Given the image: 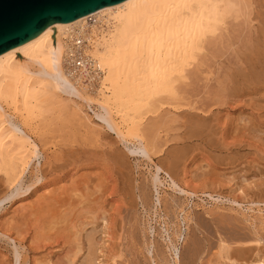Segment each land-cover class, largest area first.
<instances>
[{
    "label": "rangeland",
    "instance_id": "1",
    "mask_svg": "<svg viewBox=\"0 0 264 264\" xmlns=\"http://www.w3.org/2000/svg\"><path fill=\"white\" fill-rule=\"evenodd\" d=\"M253 9L254 10L248 17H239L237 19L229 18L227 20L225 27L220 30L217 38H215L214 45L206 47V52L203 55V59L190 67L186 75V79L183 83L178 85L176 90V99L163 105L155 117L144 122V125L147 126L151 131L150 136L154 138L156 146L160 150L158 155L153 158L151 163L147 162L145 159H142L139 155H131L130 150L132 151L134 149L136 143H134V146L123 143L122 145L121 142L118 141L116 137H114L115 135L104 128L102 124L94 117L93 111H95V109H93V107L88 108L86 105L82 104L81 113L78 115V117H76L73 116V114L68 109L65 110L58 106L57 110L56 105L52 106L50 104L48 106V113L45 116L37 117L33 120L36 137H38L37 140L40 141L38 146L40 147L41 153L39 157L32 160L25 179L23 180V189H25L28 183L30 185L32 182H34V176L38 175L37 169H39V166H41V170H43L44 167V169L48 170L47 163L49 164L54 162L59 166L64 165V161L67 158L66 156L69 158L67 159L68 161L73 160V162H76L77 160V166L73 163L65 166L67 168L61 166L62 171L59 170L57 173L55 172L54 174H47L41 179V181H38L32 186V189L35 187L37 188H35L37 191L35 195L31 194L30 196H26L25 194L28 195L30 192V190H28L25 194L5 201L0 205V230L2 232L4 229L5 231L9 229V232H6L7 235L13 240L16 239L15 245L19 256L21 257V264H34V260L35 262L37 261L40 263L42 262L41 259L46 260L47 258H51L50 264H54V262L58 264L62 257L65 256V252H68L71 248H73V244H63L64 242L61 239H58V237V240L54 238V240H52L53 242L51 241L50 244L48 242L42 243L40 241L41 238L37 240L38 242L32 243L33 239L31 240V237H34V235H30H36L39 232L37 231V228H32V220L34 217L31 219V215L29 214L30 217L28 216L27 218V212H31V210H33L31 207L34 205L32 204L33 202L35 203L37 196L39 197L40 193L44 196L47 194L44 191L42 193V190L45 187V189L49 191L48 189L50 187L52 190L57 185H59V190L61 192L62 189L67 190L73 186H76L77 189H79L77 185L78 181L81 180L85 182V180H87L85 177L87 176L90 178L89 180L93 179L90 181L91 183L94 182L93 186L92 184H87L90 183L88 180L86 181L87 183L79 182L80 185L81 183L83 184L80 187V191L83 192L81 188L84 189V193L82 194L87 195L88 191L98 187V193L94 192L96 190L91 191L93 192V198L90 197L89 200L92 199L91 202H94L96 194L98 196L100 193L101 196H98V198L95 199L96 202H98L100 197L99 200L100 203L102 202V206H96L97 204H95L94 207L96 209L97 207H101L104 212L106 211V213L103 215L105 218L103 223H100L99 221L95 226L91 227L89 225L81 233V236L83 235L80 241V244L82 243V251L77 255L75 259V262L77 263L75 264H80L81 262V264H83L84 258L87 259L88 257V252H86V249L89 248L87 244L89 234H92L90 237L95 235L94 237L96 238H89V240L92 239L94 241L95 246H93L97 250L96 251L91 245L95 251H93V255L95 256H91V258H93L95 261H92L94 264H164L165 262L166 264H172L173 260L176 261V264H243V259L241 260V258L239 260H241L242 263L239 261L236 263L238 259L237 256L240 255L239 250L241 249H243V251L248 249V253L244 251L247 253V255H244V252H242L244 257L247 256L248 258L246 260L247 262H245L246 258H244V264H252V262L254 263L255 260H257L255 258L257 255L260 257L262 256L261 258H264V204L252 202L264 198V83H262L263 81L261 80H257L259 84H255V82L258 83L257 81H249L250 84H246L241 79V75L245 74L246 72V69L244 68L247 67L249 61L257 58L255 52H257L258 47L262 51L261 55L258 56V59H262V55H264V50L261 48L263 38L258 33V31L261 32V29H263V25L255 17V13L258 8L253 7ZM252 18L253 22L251 21ZM256 41H258L259 44ZM245 62L248 63L245 64ZM206 75H208V77ZM232 76L235 78L233 79ZM233 83H238L240 88L236 86L237 84L234 86ZM246 86H249L250 89ZM252 99L256 101L258 99L259 102L262 100L260 103L263 107L260 106L261 104L259 102L258 103L260 105L257 107L258 103L257 105L256 103L254 104ZM247 102L248 104L250 102L251 105L249 106ZM50 109L54 110L52 111L53 113H51ZM253 109H257V112L260 109L258 115L256 110L254 112ZM180 113L185 116H187V113H189V115L191 113L192 115H188L187 118L182 116V118ZM193 115L196 116L191 117ZM259 115L263 118H259ZM237 116L242 117L244 120L242 121L241 119L240 121L239 117ZM207 117L212 119L216 125L212 124V120L208 125L207 122H209L210 119ZM186 119H188L189 122L186 121ZM195 119L196 121L199 120L200 122H198L200 124H203L205 120L203 126H201L198 122H196L197 124L194 123ZM200 119L203 120L202 123ZM223 120H225V123L223 122L224 124L221 123ZM233 120L235 124L237 123L236 125H244L243 128L240 127L239 130H237L238 133L235 132V129H233L236 127L232 126L234 125ZM191 121H194L192 126L190 123ZM247 121H253V123L249 122V125H255L257 129L254 131L255 127H251L253 130L249 126L246 127L245 125L247 124ZM217 123L220 124V126L221 124L224 126L222 125L220 128H218L219 125H217ZM199 127H202L201 129L203 130V133L200 131L201 129ZM216 127L219 131H217ZM245 127H249V129L247 130ZM241 128L244 131L246 129L245 133L244 131H241ZM210 129H212L214 134H217L214 135ZM193 131L199 133L193 134ZM188 133H190V136L187 135ZM199 134H202V136ZM188 136L192 139H188ZM214 137L216 138V141ZM200 139L201 141H199ZM202 139L204 142H202ZM209 141L211 142L209 143ZM224 144H226V146ZM172 145L174 146L172 147ZM228 145L231 146L227 147ZM200 146L203 147V149H201ZM187 150L188 153L190 151L188 156L185 155L187 154ZM71 151H74L75 153L73 154ZM87 151H90V153ZM169 151L172 152L170 153ZM92 152L93 154H91ZM71 154H73V156ZM84 155L87 156V159H85L86 157ZM90 155H92V160L91 157H88ZM184 155L185 157L187 156L186 158L188 160L184 158ZM210 155L212 158H209L211 157ZM110 156L112 159H110ZM160 157L162 159H160ZM113 158H115L116 161L113 160ZM118 158L123 160L124 165ZM182 158H184L185 161L182 160ZM211 159H213L215 163ZM93 160H95V164ZM102 160L105 163H102ZM179 160L181 161V165ZM99 161L101 163H99ZM117 161L123 165H121L122 168L120 164L118 165V163H116ZM159 161L164 162L162 163ZM158 162L163 166L159 165ZM251 162L255 163L252 164ZM44 163L46 164L43 165ZM86 163L88 164L86 165ZM106 163H109V165ZM114 163L116 165H114ZM231 164L233 165L230 166ZM156 166H161L160 168H163L162 170L168 173V175L171 174V172H174L173 170L176 169L174 174L172 173V176H169L175 182H177V185L180 189L188 192H195V194L189 196L185 193H181L179 189L174 191V189L170 187L171 184L164 173L159 175V181L161 182L160 185H158L156 181L152 182L154 179L153 175L155 174ZM103 167L106 168L103 169ZM115 167L120 169H115ZM105 169H108V171L106 170L107 173L104 171ZM114 169L117 171V173H120V170H123V174H119V176L122 178L120 181V178L118 179L116 176L117 174L115 172L114 173L116 175L113 173ZM87 172H90L89 175ZM82 173L83 175H81ZM84 175L87 176L82 177ZM109 176L111 178L113 177L114 179H111ZM38 177H40V174ZM69 177L71 178L69 179ZM99 178H101V180ZM102 178L107 181H102ZM1 179H3V177L0 175V188L3 186L2 188L4 189ZM72 179L74 183L77 181L75 185L74 183L71 184V182H73L71 181ZM123 181L125 183H123ZM101 182L105 183V188H102L103 190L99 186L103 185ZM60 184L62 186L68 185L69 187L67 188L66 186L65 188L60 186ZM86 184L88 187L85 186ZM124 184L127 185L125 186ZM238 187L240 188L237 189ZM2 188L0 190H2ZM56 188H58V186ZM85 189L87 190V193H85ZM54 190L56 191L57 189ZM58 191L56 194L61 193H58ZM126 192L128 195H126ZM52 193L53 191H51V194ZM141 193L143 194L141 195ZM88 194H90V192ZM23 196H25V198H22ZM102 196L103 198H101ZM33 198L36 200H33ZM129 198L131 201H129ZM37 204L35 207H39L41 202H38ZM29 205H31V207H29ZM28 207L31 209L29 210ZM182 210L183 212H181ZM22 211L24 214L21 213ZM25 218H27V220ZM28 221L32 223L27 224L26 222ZM105 221L107 223L109 222V224L111 223L109 229V224H106V228L108 229L107 231L109 232L105 231L106 229H104ZM9 222L11 223L9 224ZM20 222L23 223V225ZM90 227L94 229H91ZM27 229L29 230L28 233ZM33 229H35L37 233L35 230V233H31ZM13 230H15L14 232H16V234L18 232V234L21 235L23 234L20 231H23L24 233L26 230V234L23 235L26 238V242L21 244V246H18V243L21 242H18L19 239L17 240L18 237L16 238V235H14L15 233L13 234ZM106 232L108 234H105ZM86 235H88L87 238ZM176 236L179 237L178 240L176 239ZM168 238L172 244L176 245V255H174V253L171 251V248L169 247ZM56 240L58 242H56ZM114 242L119 243V247H116L117 243L115 245ZM34 243L35 245L38 244L39 246H34ZM22 245L23 250L20 248ZM222 247L226 249L225 251L227 253L228 260H223L221 257L225 256V251H222L221 253ZM35 248L39 249L37 250ZM234 248L237 251H232ZM12 250L13 242L5 237L0 236V258L6 256L0 259V264H4L6 261H8L6 264H14L12 262H14L15 257L13 256ZM109 251L111 252L109 253ZM231 251L234 252L235 255H228ZM233 256L236 257L235 260V257L233 258ZM60 263L63 262L61 261Z\"/></svg>",
    "mask_w": 264,
    "mask_h": 264
},
{
    "label": "bare ground",
    "instance_id": "2",
    "mask_svg": "<svg viewBox=\"0 0 264 264\" xmlns=\"http://www.w3.org/2000/svg\"><path fill=\"white\" fill-rule=\"evenodd\" d=\"M253 7L258 8V10L255 13V15H256L255 17L263 25V29H261L262 28L261 27L260 28L261 32L258 31V33L263 38L261 48H263V50H264V0H124V1H121V2H118L115 4L104 6L103 8H100V9L96 10L95 12L90 13L86 16H81V17H78L76 19L70 20V22H68V23L51 22L50 23V28H51L50 31L43 30L42 34L37 36L35 39H33V40L23 44V45H20L16 48H13V49L7 51L6 53L0 55V175L3 177V179H1V180H2V183L4 185V189L2 188L3 187L2 186L1 187L2 190H0V205L5 201H8L12 198H15L17 196L25 194L28 190H30V192L28 195L25 194L26 196H30L31 194L35 195L37 193V191H36L37 188L35 187L36 189L35 188L32 189L33 188L32 186L35 183H37L38 181H41V179L44 176H46L47 174H51V173L54 174L55 172L57 173V172H59V170L62 169L63 166L65 167L67 165H70V163H73L75 165L77 163V160H76V162L75 161L73 162V160L68 161L67 159H69V158H68V156H66L67 158L64 161L65 162L64 165H61L62 167L59 165H56L54 162H51L49 164L47 163V169L48 170L44 169L45 167L43 168V170H41V168H40L41 166H39V169H37L38 170L37 174L38 175L40 174V177H38V175L34 176V178H35V180H33L34 182H32L30 185L28 183V185L25 187V189H23L24 185L22 187L23 180L25 179V176L28 172V169H29V166H30L32 160L34 158L39 157L40 153H41L40 147L38 146L40 141L37 140L38 137H36V132H35L33 120L37 117L45 116L48 113V106L50 104L52 106L56 105L57 110H58V106L65 109V110L68 109L73 114V116H76V117H78V115L81 113V107H82L81 105L82 104L86 105L88 108L93 107V109H95V111H93L94 117L102 124V126L104 128H106L108 131L113 133L115 135L114 137H116V139H118V141H120L121 144L122 143L123 144H131L134 146V143H136V145L134 146V149L132 151L130 149H128V150H130L131 155H136V156L139 155L142 159H145L147 162L151 163L153 161V158L156 157V155H158L160 150L157 148L154 138L152 136H150L151 131L148 129L147 126L144 125V122L150 118L155 117V115L157 114V112L159 111V109L163 105L170 103L171 101H174L176 99V96H177L176 90H177L178 85H180L181 83L184 82L190 67L203 59V55L206 52V47L214 45L215 38H217L220 30L225 27L227 20L229 18L237 19L239 17H245V16L248 17L251 14V12L254 10ZM93 16L97 17L99 19V22L97 25H93L90 28V34L94 37V45L92 46L91 50L89 51V54L96 61V65L98 66V68L102 72V76L100 77V80H99V83L97 84V87L89 88V87H85V86L81 85L79 83V81L76 78H74L69 73V71L67 70V67H66L67 52H66V48H65V40L64 39L66 37V33L71 28L81 25L88 17H93ZM251 21L253 22V18ZM255 22H257V21H255ZM243 38H244V36H243ZM233 41H235V40H233ZM256 42H258V41H256ZM258 44H259V42H258ZM236 45H237V43H236ZM250 46H251V43H250ZM257 49H258L257 52L254 51L257 55V56L255 55L257 58H254V60H252V61L250 60L249 63L245 62V64L248 63V65L246 68H244V69H246V72H245V74L241 75L242 76L241 79L246 84L247 83L250 84L249 81L255 82L257 80H261V81H263L262 83H264V55H262L263 56L262 59H258V56L261 55L262 51L260 50L259 47ZM229 73H231V72H229ZM238 74H240V73H238ZM206 76L208 77V75H206ZM234 78L235 77H233V79ZM231 81H233V80H231ZM236 84H234V86L235 85L238 86V83H236ZM255 84H259V82L258 83L255 82ZM234 86H232V87H234ZM246 87L249 88V86H246ZM235 93H237V92H235ZM263 100H264V98H263ZM252 101L254 104L256 103V105L259 102L258 99H257V101L252 99ZM260 102H262V100H260ZM259 103H258L257 107L261 104V103L260 104ZM247 104H248V102H247ZM248 105L249 106L251 105L250 102ZM260 106L261 107L264 106V101H263V106H262V104ZM231 107H233V106H231ZM171 109H172V107H171ZM180 110H181V108H180ZM255 110L257 112V109H255ZM255 110L253 109L254 112H255ZM259 110H258V112H259ZM52 111H54V110H51V113H53ZM174 111H176V110H174ZM251 111H252V109H251ZM261 111H262V109H261ZM184 112H185V108H184ZM258 112H257V115H258ZM186 115L188 116L189 113H187ZM190 115H192V114L190 113ZM220 115H221V113H220ZM182 116L187 118V116L181 114V117ZM195 116L193 115L191 117H195ZM197 117H199V116H197ZM203 117H204V115H203ZM237 117H239V116H237ZM234 118H235V116H234ZM259 118H263V117L260 116ZM208 119H210V118H208ZM208 119H207V121H208ZM224 119H226V118H224ZM241 119H242V117H239L240 121H241ZM211 120L212 119H210L209 122L206 121L208 123V125L211 123ZM243 120L244 119H242V121ZM263 120H264V118H263ZM186 121L189 122L188 119H186ZM194 121L193 122L196 123L199 120L196 121V119H195ZM224 121L225 120L221 121V123H223ZM253 121L252 122L249 121V122L253 123ZM255 121H257V120H255ZM193 122L192 121L190 122L191 126L193 125L192 124ZM202 122H203V120H201V123ZM204 122H205V120H204ZM204 122H203V124H204ZM249 122L247 121L248 125L246 124L245 126L246 127L249 126L250 128L253 126V128H254L255 125H252V124L249 125ZM34 123H36V122H34ZM233 123H234V120H233ZM186 124H189V123H186ZM203 124H200V125L203 126ZM212 124H214L213 120H212ZM223 124H221V126ZM236 124L234 123V125H232L234 127L236 126L235 128H233L236 130L235 132H237V130H239L240 127L243 128V126H244L243 124L242 125H240L239 123H238L239 125H236ZM254 124H255V122H254ZM208 125H207V127H208ZM214 125H216V124H214ZM217 125H219L218 128L221 127L220 124L217 123ZM188 126H190V125H188ZM204 127H206V126H204ZM249 127L246 129L248 130ZM211 128H213V127H211ZM203 129H205V128H203ZM216 129H217V127H216ZM233 129H231V130H233ZM246 129H245V131H246ZM255 129H257V128L255 127L254 131H255ZM197 130H199V129H197ZM210 130L213 133L212 129H210ZM195 131H196V129H195ZM195 131H193V134L196 133ZM200 131H202V133H203L202 129ZM217 131H219V130L217 129ZM217 131H215V132H217ZM241 131H244V130L242 129ZM245 131H244V133H245ZM198 133L199 132H197L196 134H198ZM189 134L190 133H188L187 135H189ZM215 134H217V133H215ZM185 135H186V133H185ZM191 135H192V133H191ZM199 135L202 136V134H199ZM189 136H188V139L191 138V137L189 138ZM232 136H234V135H232ZM193 138H194V135H193ZM182 140H183V138H182ZM212 140H213V138H212ZM243 140H244V138H243ZM199 141H201V139ZM215 141H216V138H215ZM101 142H103V141H101ZM202 142H204V140ZM210 142L211 141H209V143ZM226 142H227V140H226ZM109 144H111V143H109ZM182 145H184V144H182ZM200 145H201V143H200ZM207 145H210V144H207ZM224 145L226 146V144H224ZM173 146L174 145H172V147ZM229 146H231V145H228L227 147H229ZM194 147H195V145H194ZM198 147H199V145H198ZM220 147H221V145H220ZM189 149H190V147H189ZM201 149H203V147H201ZM87 152L90 153V151H87ZM235 152H236V150H235ZM72 153L74 154L75 152L73 151ZM189 153H190V151H189ZM189 153L187 150V154H185V155L188 156ZM206 153H208V152H206ZM73 154H71V155L73 156ZM91 154H93V152ZM96 154H97V152H96ZM81 155H82V153H81ZM185 155H184V158L187 157V156L185 157ZM91 156L92 155H90L88 157H91ZM111 156H112V154H111ZM85 157H86L85 159H87V156H85ZM255 157H257V156H255ZM120 158H122V157H120ZM184 158H182V160L185 161ZM209 158H212V156ZM110 159H112V157ZM116 159H117V157H116ZM160 159H162V158L160 157ZM239 159H238V161H239ZM91 160H92V157H91ZM95 160H93V162ZM113 160H115V158H113ZM113 160H111V161H113ZM211 160H213V159H211ZM115 161H113V162H115ZM118 161L116 163H118ZM121 161L123 164L122 159L120 160V162ZM159 162L163 163L164 161H159ZM159 162H158V164L161 165V163H159ZM213 162H214V160H213ZM99 163H101V162L99 161ZM99 163H98V165H99ZM102 163H105V162H103V160H102ZM232 163H234V162H232ZM251 163L253 164L255 162H251ZM45 164L46 163H44L43 165H45ZM87 164L88 163H86V165ZM94 164H95V162H94ZM106 164L109 165V163H106ZM119 164H120V166L122 165L121 163H118V165ZM81 165H82V163H81ZM114 165H116V164L114 163ZM180 165H181V161H180ZM218 165H219V163H218ZM232 165L233 164H231L230 166H232ZM122 166H121V168H122ZM161 166H163V165H161ZM161 166L155 167V174L153 175L154 179L152 180V182L156 181L158 183V185H160L161 182L159 181V175L164 173L165 176L167 177V179L169 180L170 184H171L170 187L172 189H174V191H177L179 189V191L181 193H185L189 196L195 194V192L193 193V192H188V191H185L183 189H180L179 186L177 185V182H175L169 176L172 173L174 174L176 169L173 170L174 172L170 171L171 174L168 175V173H166L162 170L163 168L162 169L160 168ZM65 168H67V167H65ZM104 168H106V167H103V169ZM117 168L115 167V169H117ZM118 169H120V168H118ZM123 169H125V168H123ZM106 170L108 171V169L104 170L107 173ZM114 170H113V173L115 172L117 174L116 175L114 173L118 177V179L120 178L119 179V181H120L122 178L119 176V174L120 173L123 174L122 173L123 170L122 171L120 170V173H117V171L116 170L114 171ZM166 170H168V169H166ZM89 173H88V175H89ZM84 174H85V171H84ZM76 175H78V174H76ZM81 175H83V173ZM97 175H99V174H97ZM85 176H87V175H84L82 177H85ZM93 176H94V174H93ZM121 176H123V175H121ZM74 177H75V175H74ZM98 177H96V178H98ZM100 177H102V176H100ZM70 178L71 177H69V179ZM85 178L88 180V182L93 180V179L89 180L90 178L88 176ZM103 178H102V181L105 180ZM99 179L101 180V178H99ZM124 179H126V178H124ZM87 180H85V182L80 180V181H78V183L75 180L76 182L74 183V181L72 179L71 181H73V182H71V184L74 183V185H75L77 183L79 189H77L76 186L72 185L73 187L70 186L72 188L67 189V190L66 189L64 190L61 188L62 192L59 190L60 189L59 185H57L58 188H56L57 186L56 187L54 186L55 188H53L52 190L50 187L48 189L49 191H47V189H45L46 188L45 187L42 190V193H43V191L47 193V194H45V196L40 193L39 197L36 195L37 200L35 198H33V200L34 199L36 200L35 203L33 202V204H32L30 201V203L34 206L31 207V205H29V207H31L33 210H31V212L30 211L27 212V218H28V216L30 217V215H31V217H30L31 219H32V217H34V218L32 220L33 223L29 222V221L26 223L27 224L32 223V228L33 227L37 228V231L39 232L38 234H36L38 238L36 237L35 234L30 235V236L34 235V237H31V240L33 239L32 243L38 242L37 240H39L41 238L40 241L42 243L48 242L50 244V242L52 240H54V238L57 239V237H58V239H61L64 242L63 244H69L70 243V244H73L75 246V247L73 246V248H71L68 252H65V256L62 257V259H61V261L63 263H60L61 262L60 261V262H58V264H75V263H77V262H75L76 261L75 259H76L77 255L82 251V247H81L82 243L80 244V241H81V237H83V235L81 236V233L83 232V230L87 226L90 225L92 227V226L97 225V222L100 221V223L101 222L103 223L105 220L103 215H104V213H106V211L104 212V210H102L101 207H97V209L94 207L95 204H97L96 206H102V202L100 203V200H99L100 197L98 199L99 205L95 199V198H98V196H101L100 193L98 196L96 194L97 197L95 196L94 202H91L92 199L89 200L90 197L93 198V194H92L93 192H91V191L96 190L94 192L98 193L97 191L99 190V188L95 187L96 189H92L91 191H88V193L90 192V194L87 193V190H86L87 188H86L85 193H87V195L82 194V193H84V189L81 188V190H83V192L80 191V187H81V185H83L82 183H87L86 182ZM43 181H44V179H43ZM97 181H98V179H97ZM105 181H107V180H105ZM79 182H82L81 185ZM93 183L90 182L87 184L88 185L92 184V186H93ZM106 183H109V182H106ZM123 183H125V182L123 181ZM61 184H60V186H62ZM87 184L85 186L88 187ZM95 184H97V183H95ZM95 184H94V186H95ZM102 184L103 185H99L101 189L104 187L105 183H102ZM119 184H121V183H119ZM124 185L126 186L127 184H124ZM66 186H67V188L69 187L68 185H63L62 187L66 188ZM83 188H85V187H83ZM239 188L240 187H238L237 189H239ZM54 189H57V190L55 191ZM101 189H100V191H101ZM50 190L53 191L52 194H51ZM120 190H121V188H120ZM57 191H58V193H60V192L61 193L56 194ZM141 192H143V191H141ZM101 194H102V191H101ZM142 194L143 193H141V195ZM89 195H92V196H89ZM126 195H128L127 192H126ZM22 198H25V196H23ZM101 198H103V196ZM101 200H103V199H101ZM127 201H128V199H127ZM129 201H131V199ZM25 202H27V201H25ZM38 202H41V204L39 205V207H35ZM252 202L264 204V198L261 200L258 199L257 201H252ZM144 205H145V203H144ZM37 206H38V204H37ZM29 207H28V209L30 210L31 208H29ZM34 209H36V210H34ZM181 212H183V210ZM21 213H23V211ZM27 218H25V219L27 220ZM11 220H12V218H11ZM5 223H7V222H5ZM10 223L11 222H9V224ZM21 224L23 225V223H21ZM106 224H109V222L107 223L105 221V227H104V229H106L105 231H107L109 229V226H111V223H110L108 225V229H107ZM91 229H94V228H91ZM16 230H18V229H16ZM34 230L35 229H33L31 233H35L36 230L35 231ZM4 231H5V229H4ZM4 231L1 232V230H0V236L5 237L8 240H11L13 242V250L12 251H13V256L15 257V259H14V262H12V263L21 264V257L19 256L18 250H17L16 245H15L16 239L13 240L7 235L6 232H9V229L5 232ZM14 231L15 230H13V234L15 233L14 235H16V238L18 237L17 238V240L19 239L18 242L19 241L21 242V243L17 242L18 246H21V244H24L26 242V238H25V236H23L26 234L25 233L26 230L24 231V233H23V231H20V232H22L23 235L18 234V232L16 234V232H14ZM37 231H36V233H37ZM92 231H94V230H92ZM28 232H29V230L27 231V233ZM107 232H109V231H107ZM107 232L105 234H108ZM90 235H92V234H89V238H92V239L95 236V235H93V237L92 236L90 237ZM109 235H111V234H109ZM109 235H107V236H109ZM87 237H88V235H86V238ZM169 237H171V236H169ZM89 238L87 240V244H88L89 248L86 247L88 249V251L86 249V252H88L87 253L88 257H87V259L84 258L83 264H94L93 262H95L94 259L91 258V256L92 257L95 256V255H93L94 254L93 248L95 249V247H94L95 244H94V241L92 239L89 240ZM178 238L179 237L176 236L177 240H178ZM94 239H96V238L94 237ZM57 240H56V242H58ZM168 240H169L168 242H169V247L171 248V251L174 253V255H176V250H175L176 245L172 244L169 238H168ZM114 241H115V239H114ZM29 242H30V240H29ZM35 243H34V246H37L38 244L35 245ZM42 243H40V244H42ZM116 243H115V245H116ZM118 244L119 243H117L116 247H119ZM91 245L92 246L94 245L93 248ZM96 245H97V243H96ZM30 246H31V244H30ZM53 247H52V249H53ZM90 247H91V249H90ZM111 247H112V245H111ZM20 248L22 249L23 245ZM106 248H108V247H106ZM35 249L38 250L39 248H35ZM109 249H107V250H109ZM225 250L226 249L224 247H222L221 253H222V251H225ZM234 250H235V248L232 251H234ZM247 250H244V251L247 252ZM115 251H116V249H115ZM232 251L229 252L230 254H228V255H231V254L235 255V253ZM235 251H237V250H235ZM244 251H243V249L239 250L240 255L237 256L238 259H237L236 263L238 261L242 263V261H243V264H244V258H246L245 262H247L246 260L248 258H247V256L244 257V255H247L248 252L246 253ZM110 252L111 251H109V253ZM113 252H114V250H113ZM242 252H244V255ZM109 253H108V255H109ZM224 255L225 256H221L222 259L228 260L226 251L224 252ZM259 255H261V254H259ZM106 256H107V254H106ZM231 256H230V258H231ZM3 257H6V256H3ZM32 257H34V256H32ZM175 257H174V259H175ZM234 257L235 256H233V258ZM261 257L257 255V257H255L257 260H255L254 263L252 262V264H264V260H262L264 258H261ZM2 258H0V259H2ZM240 258H241V260L242 259L243 260L242 261L239 260ZM50 259H48V258L46 260L41 259L42 262H40V263L37 261L36 262L38 264H50ZM63 259H64V261H63ZM235 259H236V257L234 258V260ZM106 261H107V259H106ZM229 261H231V260H229ZM253 261H254V259H253ZM7 262L8 261H6L4 264H6ZM32 262H33V260H32ZM36 262L34 260L33 263L37 264ZM223 262H225V261H223ZM248 262H250V261H248ZM113 263H115V262H113ZM54 264H56V263L54 262ZM99 264H102V263H99ZM164 264H166V262ZM172 264H176V261L173 260Z\"/></svg>",
    "mask_w": 264,
    "mask_h": 264
},
{
    "label": "water",
    "instance_id": "3",
    "mask_svg": "<svg viewBox=\"0 0 264 264\" xmlns=\"http://www.w3.org/2000/svg\"><path fill=\"white\" fill-rule=\"evenodd\" d=\"M124 0H0V55L68 23Z\"/></svg>",
    "mask_w": 264,
    "mask_h": 264
},
{
    "label": "built area",
    "instance_id": "4",
    "mask_svg": "<svg viewBox=\"0 0 264 264\" xmlns=\"http://www.w3.org/2000/svg\"><path fill=\"white\" fill-rule=\"evenodd\" d=\"M98 22L97 17H88L81 25L71 28L64 39L67 70L81 85L89 88L97 87L102 76L96 61L89 54L94 45L90 28Z\"/></svg>",
    "mask_w": 264,
    "mask_h": 264
}]
</instances>
